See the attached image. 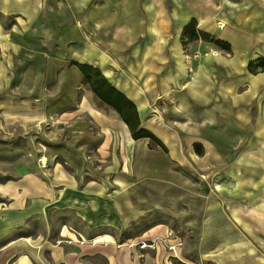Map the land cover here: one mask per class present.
<instances>
[{
    "label": "crops",
    "instance_id": "obj_1",
    "mask_svg": "<svg viewBox=\"0 0 264 264\" xmlns=\"http://www.w3.org/2000/svg\"><path fill=\"white\" fill-rule=\"evenodd\" d=\"M259 58L264 0H0V125L55 117L69 136L48 180L22 177L0 205V264H264ZM79 64L162 146L133 138Z\"/></svg>",
    "mask_w": 264,
    "mask_h": 264
},
{
    "label": "rangeland",
    "instance_id": "obj_2",
    "mask_svg": "<svg viewBox=\"0 0 264 264\" xmlns=\"http://www.w3.org/2000/svg\"><path fill=\"white\" fill-rule=\"evenodd\" d=\"M83 87L88 88L86 83ZM68 139L66 124L58 123L55 117L41 126L0 125V205L7 203L11 192L21 191L22 177L35 175L48 180L49 161L59 159L57 147Z\"/></svg>",
    "mask_w": 264,
    "mask_h": 264
},
{
    "label": "trees",
    "instance_id": "obj_3",
    "mask_svg": "<svg viewBox=\"0 0 264 264\" xmlns=\"http://www.w3.org/2000/svg\"><path fill=\"white\" fill-rule=\"evenodd\" d=\"M195 26V21H192L185 28V34L190 36V38L198 37ZM214 43L224 49H228V45L225 42L215 40ZM257 66L260 67L261 70H264V58H259L255 62H250L248 64V68L251 71H254ZM78 67L83 74V82L87 84L88 88L101 99L102 102L113 108L119 114L131 131L133 138L148 139V145L150 147L162 146L161 142L152 133L139 128V117L135 104L113 88L97 68L82 64H79ZM175 264L181 263L175 262Z\"/></svg>",
    "mask_w": 264,
    "mask_h": 264
},
{
    "label": "built area",
    "instance_id": "obj_4",
    "mask_svg": "<svg viewBox=\"0 0 264 264\" xmlns=\"http://www.w3.org/2000/svg\"><path fill=\"white\" fill-rule=\"evenodd\" d=\"M141 248H145V247H154L155 246V243H154V241H152V242H149V243H140V245H139Z\"/></svg>",
    "mask_w": 264,
    "mask_h": 264
}]
</instances>
